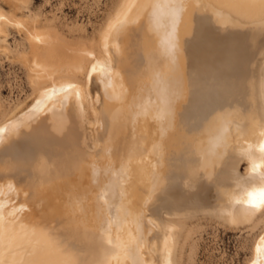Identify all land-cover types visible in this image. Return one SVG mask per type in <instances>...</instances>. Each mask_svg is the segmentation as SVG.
<instances>
[{"label":"bare ground","instance_id":"1","mask_svg":"<svg viewBox=\"0 0 264 264\" xmlns=\"http://www.w3.org/2000/svg\"><path fill=\"white\" fill-rule=\"evenodd\" d=\"M21 13L0 5L34 95L0 93V264H187L195 227L164 215L259 226L264 0H118L90 37Z\"/></svg>","mask_w":264,"mask_h":264},{"label":"rangeland","instance_id":"2","mask_svg":"<svg viewBox=\"0 0 264 264\" xmlns=\"http://www.w3.org/2000/svg\"><path fill=\"white\" fill-rule=\"evenodd\" d=\"M117 2L118 0H26V7L17 9L16 0H0V5L7 11L15 12L16 10L18 15H22L21 12L27 14L30 11L36 14L41 23L49 22L67 36L90 37L103 27L114 12ZM216 30L219 31V29ZM228 30L221 32L226 33ZM23 37V31L11 27L6 40L8 44L15 47L16 43L23 40ZM6 55L7 53L0 56V93L4 101L14 107L23 104L19 106L20 109L18 107V111H21L32 104L33 91L25 68L20 62L11 61ZM218 68H221L224 78L233 71V67L226 68L224 64L219 65ZM215 79L219 80L217 77ZM94 113L93 109L88 110V118L92 124ZM241 170H244V164ZM211 179L212 176L208 178V182ZM164 218L168 223L176 222L169 223L173 224V227L182 226L189 221L190 225L195 227L191 243L184 249L187 264H251L254 259V246L264 228V219L256 228L242 225L235 227L211 220L210 216L199 213L197 215L195 212L193 215L190 213L177 217L164 215Z\"/></svg>","mask_w":264,"mask_h":264},{"label":"snow or ice","instance_id":"3","mask_svg":"<svg viewBox=\"0 0 264 264\" xmlns=\"http://www.w3.org/2000/svg\"><path fill=\"white\" fill-rule=\"evenodd\" d=\"M252 203H255V201H253Z\"/></svg>","mask_w":264,"mask_h":264}]
</instances>
